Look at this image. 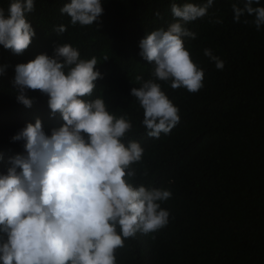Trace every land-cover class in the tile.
<instances>
[{
  "label": "trees",
  "instance_id": "1",
  "mask_svg": "<svg viewBox=\"0 0 264 264\" xmlns=\"http://www.w3.org/2000/svg\"><path fill=\"white\" fill-rule=\"evenodd\" d=\"M68 2L34 0L26 17L35 32L29 47L17 55L0 45V175L7 174L11 157L23 153L24 141L12 137L26 124L40 119L47 135L63 124L38 90L27 92L30 108L17 102L15 66L39 54L51 57L59 43L70 44L82 59L100 61L96 68L103 78L87 99L103 98L109 112L126 113L132 122L123 142L137 141L144 149L142 161L133 165V184L172 193L161 202L169 212L167 226L126 240L117 250V264H264V27L257 31L251 23L233 22L232 4L242 7L243 0H214L208 16L189 23L197 38L184 43L204 71V86L190 93L159 82L179 108L180 122L153 138L142 125L143 109L130 95L139 87L134 77L148 79L152 68L138 55L139 41L173 21L171 3L203 0H102L103 14L89 26H73L60 12ZM9 3L0 0L6 14ZM217 18L222 23L210 22ZM60 25L67 30L57 34ZM204 49L225 62L223 70Z\"/></svg>",
  "mask_w": 264,
  "mask_h": 264
},
{
  "label": "clouds",
  "instance_id": "2",
  "mask_svg": "<svg viewBox=\"0 0 264 264\" xmlns=\"http://www.w3.org/2000/svg\"><path fill=\"white\" fill-rule=\"evenodd\" d=\"M213 3H171L173 21L139 41L138 55L152 68L148 79L134 77L139 87H132L130 95L143 109L149 137L169 134L180 122L179 108L159 82L190 93L204 86V71L184 41L197 38L187 25L208 16ZM34 8V0H10L7 14L0 7V45L17 55L29 47L35 32L26 17ZM103 11L102 0H70L60 8L73 26L92 25ZM232 11L234 23H251L257 31L264 27L260 0H243L242 7L234 3ZM66 30L64 25L54 28L57 34ZM204 55L223 70L225 62L211 49ZM99 62L95 56L82 59L78 49L59 43L51 57L39 54L15 66L17 102L30 108L33 98L27 92L38 90L63 124L47 135L37 118L12 137L24 141V151L11 157L7 174L0 175V264H117V250L126 240L169 223L161 202L172 193L132 182L137 176L133 165L142 161L144 149L137 141L123 142L133 127L130 118L109 112L101 97L87 99L103 78Z\"/></svg>",
  "mask_w": 264,
  "mask_h": 264
}]
</instances>
